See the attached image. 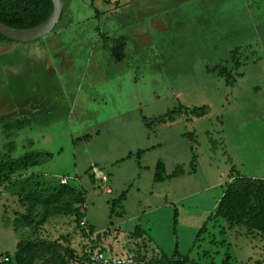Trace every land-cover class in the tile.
<instances>
[{
    "label": "rangeland",
    "instance_id": "1",
    "mask_svg": "<svg viewBox=\"0 0 264 264\" xmlns=\"http://www.w3.org/2000/svg\"><path fill=\"white\" fill-rule=\"evenodd\" d=\"M63 13L50 35L0 47V264L99 249L175 264L176 244L194 264H264V237L216 217L232 182L264 179V0H63ZM104 38L125 39L122 63Z\"/></svg>",
    "mask_w": 264,
    "mask_h": 264
},
{
    "label": "trees",
    "instance_id": "2",
    "mask_svg": "<svg viewBox=\"0 0 264 264\" xmlns=\"http://www.w3.org/2000/svg\"><path fill=\"white\" fill-rule=\"evenodd\" d=\"M53 10L54 5L51 0H0V22L14 29L26 30L44 23L52 15ZM63 15L64 13L62 12L60 21ZM104 41L106 44H111L110 52L114 63H122L125 58V39L104 38ZM7 43L15 42L0 34V47ZM204 114L205 113L202 111L197 117H203ZM144 123L146 126H149L146 120H144ZM141 154L142 152L138 153V159H140ZM163 169V164L158 163L156 174L157 182L164 180ZM180 169L181 168L178 167L170 178L183 176L184 173ZM62 186H67V184ZM127 193L128 191L122 193V195L112 203V210L116 209V205L122 208V201L125 200ZM216 217L223 218L228 223L229 230L246 228L249 234L255 232L261 237H264V179L240 177L232 182L226 188L220 199ZM177 218L178 213L175 211L174 233L178 226ZM141 232L142 229L137 227L134 236L140 237ZM91 233L95 232L92 230ZM98 251L104 252L102 249ZM24 253L25 245L19 243L15 254L18 257H22ZM164 256L169 257L165 254ZM0 257L9 258L8 262L11 260L8 253L0 255ZM121 257H133L136 260L144 261V259L128 254L121 255ZM171 258L176 260L175 264H194L193 261L189 259L188 255L183 256L179 253L178 244H176ZM227 258L229 257L227 256ZM225 264H228V262Z\"/></svg>",
    "mask_w": 264,
    "mask_h": 264
},
{
    "label": "water",
    "instance_id": "3",
    "mask_svg": "<svg viewBox=\"0 0 264 264\" xmlns=\"http://www.w3.org/2000/svg\"><path fill=\"white\" fill-rule=\"evenodd\" d=\"M54 5L52 15L42 24L26 29L18 30L0 22V34L17 43H30L50 35L60 22L63 12V0H51Z\"/></svg>",
    "mask_w": 264,
    "mask_h": 264
},
{
    "label": "built area",
    "instance_id": "4",
    "mask_svg": "<svg viewBox=\"0 0 264 264\" xmlns=\"http://www.w3.org/2000/svg\"><path fill=\"white\" fill-rule=\"evenodd\" d=\"M88 231V230H87ZM9 258L0 257V262H8ZM86 264H146L144 261L133 257L109 256L104 252H92L87 258Z\"/></svg>",
    "mask_w": 264,
    "mask_h": 264
},
{
    "label": "bare ground",
    "instance_id": "5",
    "mask_svg": "<svg viewBox=\"0 0 264 264\" xmlns=\"http://www.w3.org/2000/svg\"><path fill=\"white\" fill-rule=\"evenodd\" d=\"M96 176L98 179H102L104 181H106V179H107V177L105 175H102L101 177H99L97 172H96Z\"/></svg>",
    "mask_w": 264,
    "mask_h": 264
},
{
    "label": "crops",
    "instance_id": "6",
    "mask_svg": "<svg viewBox=\"0 0 264 264\" xmlns=\"http://www.w3.org/2000/svg\"><path fill=\"white\" fill-rule=\"evenodd\" d=\"M104 175V174H103Z\"/></svg>",
    "mask_w": 264,
    "mask_h": 264
}]
</instances>
